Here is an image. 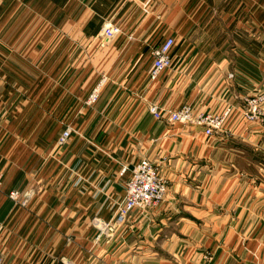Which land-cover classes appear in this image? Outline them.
I'll return each instance as SVG.
<instances>
[{
	"label": "crops",
	"instance_id": "0c3cea01",
	"mask_svg": "<svg viewBox=\"0 0 264 264\" xmlns=\"http://www.w3.org/2000/svg\"><path fill=\"white\" fill-rule=\"evenodd\" d=\"M108 24L120 33L107 43ZM167 37L171 67L152 81L151 51ZM262 52L264 0H1V264H264V204L243 199L246 175L219 168L226 141L147 109L236 108L258 86ZM142 159L166 179L164 201L96 243L92 220L113 217ZM29 187L26 208L7 197Z\"/></svg>",
	"mask_w": 264,
	"mask_h": 264
},
{
	"label": "built area",
	"instance_id": "2783aa9c",
	"mask_svg": "<svg viewBox=\"0 0 264 264\" xmlns=\"http://www.w3.org/2000/svg\"><path fill=\"white\" fill-rule=\"evenodd\" d=\"M119 33V27L108 24L101 30L99 38L108 43ZM174 46L175 39L167 37L160 45L152 49V64L149 72L151 80L157 79L171 67V53ZM104 82L105 78H102L93 88L85 100L87 106H91L96 102ZM262 99L264 100V95ZM245 102L249 104V108L247 111H241L242 118L247 122H254L259 119L263 122L264 111L257 113L256 103L248 102V99L246 98ZM147 109L153 119L157 121L165 120L171 125L178 123L197 126L207 137L215 136L216 133L222 131V127L230 117L232 111L231 107H226V109L220 114L201 113L193 110L192 107L187 104L181 105L176 110L170 111L162 109L153 103H151ZM72 133L73 129L70 126H67L59 134L56 145L61 147L67 144L72 137ZM124 170L125 168L123 171ZM2 179L3 174L0 170V190L2 188ZM167 189V181L161 174L159 167L148 159L140 160L131 169L130 177L124 185V195L117 204L112 219L101 221L94 218L92 220V225L97 230L94 239L95 242H99L103 237L108 239L112 237L117 228L125 225L131 213L145 212L161 205L165 199ZM36 193L37 190L34 187H29L23 190L12 189L8 192L7 197L16 207L26 208ZM60 261L62 264H74L66 257L60 258ZM1 262L2 259L0 257V264Z\"/></svg>",
	"mask_w": 264,
	"mask_h": 264
},
{
	"label": "rangeland",
	"instance_id": "374dc122",
	"mask_svg": "<svg viewBox=\"0 0 264 264\" xmlns=\"http://www.w3.org/2000/svg\"><path fill=\"white\" fill-rule=\"evenodd\" d=\"M229 41L230 38L228 37V42ZM252 42H253L252 37L249 36L243 37L242 40L243 44H249ZM229 53L230 55H234L233 52H229ZM259 58L264 60V52L259 54ZM258 80H259L258 86L255 89L253 88L254 89L253 91L252 90L246 91V93H244L242 97H238V95L234 96V99L235 98L237 99L235 101L238 102V105H235L237 106L236 108L233 107L234 105L229 106L232 108L231 114L233 110H236L238 115L240 116L237 119V121L234 122L238 130L236 132H233L232 134L230 133L229 135V132L225 126L230 118L229 117L227 121L224 123V126L222 127V131L216 133L214 139L215 141L216 140L226 141L225 142L226 147L224 149L230 154L226 158L218 160V165H220L219 168L225 172L231 171V172L243 173L244 175H246L247 178H245L244 180L242 179V181L240 182L237 181V183L240 184L242 183L243 189L247 190L246 195L244 196L243 199H245L246 203H250V204L252 203L264 204V121L261 122L259 119L254 122H247L242 118L241 111L243 110L247 111L249 108V104L245 102V98L248 99V102L256 103L257 113H261L264 111V100L262 99L264 95V66L259 70ZM226 135L227 137H225ZM258 189L261 191L262 195L258 196V194H256V196H252L251 195L252 191L253 190L257 191ZM119 202L120 201H118V203ZM117 204L115 205V208ZM145 213L146 211L136 212L135 214L144 215ZM123 227L124 226L119 227L117 229H123ZM123 234L124 233L122 232V230H120L119 233H117L116 235L114 232L113 236L110 237L109 239L104 237L101 239H105V241L108 242L113 237H119V236L122 237Z\"/></svg>",
	"mask_w": 264,
	"mask_h": 264
}]
</instances>
